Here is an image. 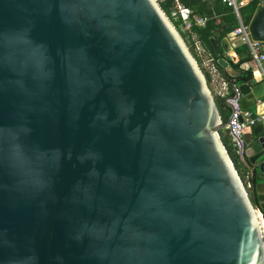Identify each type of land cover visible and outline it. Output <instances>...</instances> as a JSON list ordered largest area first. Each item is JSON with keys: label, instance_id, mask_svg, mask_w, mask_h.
<instances>
[{"label": "water", "instance_id": "water-1", "mask_svg": "<svg viewBox=\"0 0 264 264\" xmlns=\"http://www.w3.org/2000/svg\"><path fill=\"white\" fill-rule=\"evenodd\" d=\"M231 86L264 113L258 71ZM227 126L159 0H0V264H264ZM243 143L264 213L263 124Z\"/></svg>", "mask_w": 264, "mask_h": 264}, {"label": "trees", "instance_id": "trees-1", "mask_svg": "<svg viewBox=\"0 0 264 264\" xmlns=\"http://www.w3.org/2000/svg\"><path fill=\"white\" fill-rule=\"evenodd\" d=\"M159 4L176 29L180 32L198 64L201 66L202 60L197 52V47L203 51V54L207 56L208 59L211 60V63L217 73L227 84L228 93L231 91V83L234 79L239 83L249 82L251 80V70L241 68L242 64L249 63L251 61V55L248 47L245 44H238L234 48L239 60L237 63H233L226 57L220 46L222 39L227 37L239 25L231 8L224 5L221 0H160ZM178 6L189 9L193 15L206 18V24L201 27L193 26L190 30H185L181 19L177 16ZM260 8H264V0L248 1L245 5L239 8L241 22L244 25H249L253 16ZM220 59L228 61L230 67L240 73L239 76L233 78L226 72V70L221 68L218 63ZM202 71L204 72L208 84H210L211 75L207 70L202 69ZM214 99L222 120L226 121L229 116V110L224 103V99L217 96H215ZM220 136L241 180L243 181V175L239 171V167L244 168L243 164L238 161L239 159L229 147L227 137L223 135V132H220ZM253 202L256 209L259 210L258 203L255 200H253ZM261 214L264 222V213Z\"/></svg>", "mask_w": 264, "mask_h": 264}, {"label": "built area", "instance_id": "built-area-1", "mask_svg": "<svg viewBox=\"0 0 264 264\" xmlns=\"http://www.w3.org/2000/svg\"><path fill=\"white\" fill-rule=\"evenodd\" d=\"M248 1L250 0H221L224 5L232 9L239 24L228 36H230L232 40L240 38L241 42L239 44H245L248 47L251 55V61L249 62L251 72L258 71L264 82V43L252 40L249 34V25H244L239 15V8ZM177 16L181 19L185 30H190L193 26L201 27L206 24V18L193 15L189 9L181 6L177 7ZM206 63L211 79L214 80L218 86L221 83V89L219 88L216 96L224 99V103L229 110L228 119L226 121L223 120V122L229 121V126H227L225 130L235 146L237 158L239 157L241 159L244 151L243 136L258 123L264 126V113L257 115L256 111L241 109L239 105L241 95L238 88L236 86H231L230 93H226L227 84L221 79L212 65L211 60L207 59ZM262 102H264V99L257 101V104Z\"/></svg>", "mask_w": 264, "mask_h": 264}, {"label": "crops", "instance_id": "crops-1", "mask_svg": "<svg viewBox=\"0 0 264 264\" xmlns=\"http://www.w3.org/2000/svg\"><path fill=\"white\" fill-rule=\"evenodd\" d=\"M226 38H228L230 44L232 45L233 51H234L235 46L241 42V39H240V38H236V39H234V40H232L230 36H227ZM197 52H198V54H199V57H200L201 60H202V63H201V64L205 67V61L208 59L207 56H205V55L203 54V51H202L201 49H199L198 47H197ZM234 52H235V51H234ZM223 53H224V52H223ZM224 54H225V53H224ZM225 55H226V57L229 59V55H228V54H225ZM236 56H237V54H236ZM237 58H238V56H237ZM211 80H212V79H211ZM211 82L213 83L214 81H211ZM215 84H216V83H215ZM220 84H221V83H220ZM220 84H219V86L216 84V91H218L219 88L221 89ZM226 86H227V85H226ZM225 92L228 93V87H226ZM250 110L255 111V107H254V108H251ZM249 132H252V129H251L250 131H248L247 133H249ZM247 133H246V134H247ZM257 138H258V136H257V137H254V139H257ZM238 159H239L238 161L241 163V160H240L239 157H238ZM243 166H244V165H243ZM244 169H245V170H244ZM240 171H241V173H242V175H243V178L246 179L247 186H248V190H249V193L251 194L250 179H249L248 171H247V169L245 168V166H244V168H243V167H240ZM251 195H252V194H251ZM252 200H255V199H253V196H252ZM255 201H256V200H255ZM256 202H257V201H256ZM257 211H259V210H257ZM259 212H260V211H259ZM260 214H261V212H260Z\"/></svg>", "mask_w": 264, "mask_h": 264}, {"label": "rangeland", "instance_id": "rangeland-1", "mask_svg": "<svg viewBox=\"0 0 264 264\" xmlns=\"http://www.w3.org/2000/svg\"><path fill=\"white\" fill-rule=\"evenodd\" d=\"M203 70H207V71H209V69H208V67H207V63H206V61H205V67L201 64V66H200ZM211 81H214V80H211ZM209 86H210V89H211V91H212V93H213V96L215 97L216 96V93H217V91H216V84H215V82H210V84H209ZM243 183H244V185L246 186V188H247V190H248V186H247V182H246V179L245 178H243ZM257 210V209H256ZM257 214H258V217H259V219L262 221V214H260V212L259 211H257Z\"/></svg>", "mask_w": 264, "mask_h": 264}, {"label": "flooded vegetation", "instance_id": "flooded-vegetation-1", "mask_svg": "<svg viewBox=\"0 0 264 264\" xmlns=\"http://www.w3.org/2000/svg\"><path fill=\"white\" fill-rule=\"evenodd\" d=\"M248 192H249V190H248ZM252 194V193H251ZM250 193H249V195L252 197V195H251Z\"/></svg>", "mask_w": 264, "mask_h": 264}]
</instances>
